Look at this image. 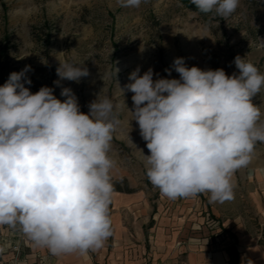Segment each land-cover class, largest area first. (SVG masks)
I'll list each match as a JSON object with an SVG mask.
<instances>
[{
	"label": "clouds",
	"instance_id": "9594fccd",
	"mask_svg": "<svg viewBox=\"0 0 264 264\" xmlns=\"http://www.w3.org/2000/svg\"><path fill=\"white\" fill-rule=\"evenodd\" d=\"M141 2L118 0L122 7ZM239 2L191 0L200 12L225 18ZM233 63L238 74L231 76L223 68L188 67L183 57L172 65L179 79H154L152 68L129 75L128 110L150 153L146 175L170 200L205 192L213 202L231 200L234 173L250 163L256 143H264L262 114L252 102L264 74L239 55ZM172 69L165 72L170 76ZM30 71L27 65L0 86V226H19L54 255H83L112 235L108 152L120 121L113 101L100 93L85 114L71 88L62 89L63 101L48 86L31 92ZM56 73L77 83L89 75L83 64L61 61Z\"/></svg>",
	"mask_w": 264,
	"mask_h": 264
},
{
	"label": "rangeland",
	"instance_id": "374dc122",
	"mask_svg": "<svg viewBox=\"0 0 264 264\" xmlns=\"http://www.w3.org/2000/svg\"><path fill=\"white\" fill-rule=\"evenodd\" d=\"M261 39L264 0H240L226 18L200 12L191 0H142L139 7H122L118 0H0V86L30 65L32 84L26 86L31 92L48 86L63 101L62 89L71 88L85 114L99 93L107 96L120 121L108 155L113 170L128 177L117 184L122 189L153 186L146 175L150 153L129 111L130 73L152 68L154 79L156 74L179 79L172 65L183 57L188 67L223 68L231 76L238 74L233 61L239 55L264 74ZM60 61L83 64L89 75L79 83L60 80ZM165 69H172L170 76ZM252 102L264 122V88Z\"/></svg>",
	"mask_w": 264,
	"mask_h": 264
},
{
	"label": "crops",
	"instance_id": "0c3cea01",
	"mask_svg": "<svg viewBox=\"0 0 264 264\" xmlns=\"http://www.w3.org/2000/svg\"><path fill=\"white\" fill-rule=\"evenodd\" d=\"M124 173L111 171L112 235L103 247L54 255L31 241L30 264H37L36 253L48 256V264H264V143L234 173L233 198L223 203L207 192L170 200L155 186L122 189ZM207 215L215 227L205 224ZM7 230L0 226V235ZM219 233L222 244L214 240Z\"/></svg>",
	"mask_w": 264,
	"mask_h": 264
},
{
	"label": "built area",
	"instance_id": "2783aa9c",
	"mask_svg": "<svg viewBox=\"0 0 264 264\" xmlns=\"http://www.w3.org/2000/svg\"><path fill=\"white\" fill-rule=\"evenodd\" d=\"M205 224L208 227H215V223L210 218L206 216ZM7 233L0 235V264H30V253L27 252L29 243L31 242L20 229L19 226L16 228H11L7 226ZM215 243L222 244L225 239L221 234H217L214 238ZM7 260H3L4 256H8ZM37 264H48V256H42L38 253L34 254Z\"/></svg>",
	"mask_w": 264,
	"mask_h": 264
},
{
	"label": "trees",
	"instance_id": "16d2710c",
	"mask_svg": "<svg viewBox=\"0 0 264 264\" xmlns=\"http://www.w3.org/2000/svg\"><path fill=\"white\" fill-rule=\"evenodd\" d=\"M127 191H129V190H127Z\"/></svg>",
	"mask_w": 264,
	"mask_h": 264
}]
</instances>
